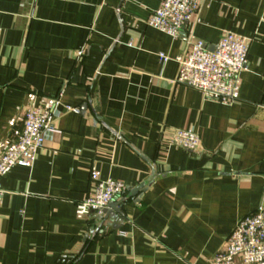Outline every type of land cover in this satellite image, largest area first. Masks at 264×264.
<instances>
[{
    "label": "crops",
    "instance_id": "1",
    "mask_svg": "<svg viewBox=\"0 0 264 264\" xmlns=\"http://www.w3.org/2000/svg\"><path fill=\"white\" fill-rule=\"evenodd\" d=\"M162 1L0 0V157L28 112L61 101L34 166L1 181L0 264H208L264 204V0H202L179 39L146 24ZM226 32L251 41L229 106L175 83L192 43ZM93 169L128 187L99 234L76 216Z\"/></svg>",
    "mask_w": 264,
    "mask_h": 264
},
{
    "label": "built area",
    "instance_id": "2",
    "mask_svg": "<svg viewBox=\"0 0 264 264\" xmlns=\"http://www.w3.org/2000/svg\"><path fill=\"white\" fill-rule=\"evenodd\" d=\"M202 0H163L147 26L179 39L185 24L198 13ZM251 41L224 33L213 51L196 41L189 52L177 59L178 74L175 83L199 91L206 100L232 105L239 100V78L247 69ZM81 51L76 53L79 58ZM163 61L166 56L160 55ZM46 109L33 110L24 117L23 128L17 139L8 145L0 157V209L5 191L1 181L16 167L32 168L38 152L44 147L48 134L54 132L53 122L61 107L60 97L47 98ZM78 111V110H75ZM170 144L197 154L200 137L193 131L176 130ZM91 179L94 191L76 205L78 219L98 216L128 191L121 181L102 180L93 169ZM208 264H264V204L237 223L227 239V247Z\"/></svg>",
    "mask_w": 264,
    "mask_h": 264
},
{
    "label": "water",
    "instance_id": "3",
    "mask_svg": "<svg viewBox=\"0 0 264 264\" xmlns=\"http://www.w3.org/2000/svg\"><path fill=\"white\" fill-rule=\"evenodd\" d=\"M84 109V108H83ZM148 185L147 182L141 184L139 187L131 190L128 194V197L131 195H134L138 193L139 191H145L146 186ZM118 215H123L122 210L117 208L116 205L112 204L109 208L102 211L100 215L96 217V221L99 223V226L95 229V234L102 233V227L106 224L109 227H112L113 229L118 228L117 225L113 224V221L115 218H117Z\"/></svg>",
    "mask_w": 264,
    "mask_h": 264
}]
</instances>
